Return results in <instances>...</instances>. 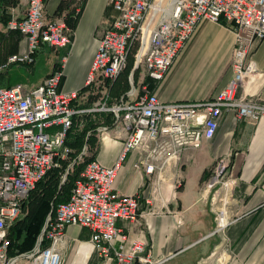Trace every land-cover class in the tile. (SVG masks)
Masks as SVG:
<instances>
[{
    "label": "built area",
    "instance_id": "obj_1",
    "mask_svg": "<svg viewBox=\"0 0 264 264\" xmlns=\"http://www.w3.org/2000/svg\"><path fill=\"white\" fill-rule=\"evenodd\" d=\"M46 1L28 0L25 15L12 16L7 22L8 30L18 32L26 43L25 50L11 56L8 65L32 66L44 48L66 52L72 46L74 27L63 17L48 18ZM158 3L109 0L114 16L101 38L84 89L61 90L64 62L34 88L23 84L0 87V264H62L60 246L71 226L91 230L94 251L106 263L163 264L164 260H153L147 241L131 237L129 230L118 226L122 222L136 229L153 213L142 210V195L114 192L127 154L139 151L146 173L157 172L161 181L165 170L177 165L184 152L198 150L214 138L225 112L235 113L239 121L256 122L264 117V103L240 92L257 73L252 55L264 39V0H179L170 15V4L159 11ZM203 21L227 27L235 36L232 80L216 98L162 102L149 91L146 80L159 84L165 79ZM131 58L132 87L114 97L112 85ZM88 122L100 123L94 133L97 145L110 130L124 138L120 158L112 168L95 160L96 148L88 142L76 158H70L69 134L83 131ZM91 135L88 132L87 140ZM86 160L69 200L58 205L53 220H47L33 250L12 255L13 227L27 215L37 184L51 169L68 161L64 183L74 166ZM229 167L223 160L215 165L206 182L207 192L217 195L222 190L227 195L233 191L237 180L228 174ZM218 199L225 204L223 197ZM215 221L219 230L227 226L225 208L216 211ZM137 235L144 237V230Z\"/></svg>",
    "mask_w": 264,
    "mask_h": 264
},
{
    "label": "crops",
    "instance_id": "obj_2",
    "mask_svg": "<svg viewBox=\"0 0 264 264\" xmlns=\"http://www.w3.org/2000/svg\"><path fill=\"white\" fill-rule=\"evenodd\" d=\"M27 7L28 0H0V87L23 84L34 88L64 62L61 90L84 89L101 38L114 16L109 0L46 1L47 17H63L74 25V38L66 52L44 48L36 56L34 65L28 67L36 72L40 57L46 58L48 66L32 86L20 75L27 65H8L9 58L24 51L26 43L18 32L8 30L7 22L12 16L22 18ZM234 45L230 29L203 21L165 79L159 84L148 81L149 91L165 103L216 98L234 76ZM252 60L257 73L245 81L240 92L264 103V39L255 48ZM179 65L193 73L181 76ZM127 91L114 89L112 94L119 97ZM123 143L124 138L117 137L115 130L105 133L95 149V160L112 168L120 158ZM76 157L70 154L71 159ZM220 160L230 165L228 174L237 180L227 195H222V190L217 195L205 190ZM140 162L139 151L129 152L113 189L121 195H142V210L153 211L136 229L118 222L131 237L148 242L153 260H164L163 264H264V117L256 122L239 121L235 113L225 112L214 138L198 150L184 152L177 165L165 170L161 181L157 172L147 174ZM206 170L209 175L202 181ZM219 208H225L228 222L221 230L215 221ZM140 230H144V237L137 235ZM91 237L86 227H69L60 246L62 264H110L94 251Z\"/></svg>",
    "mask_w": 264,
    "mask_h": 264
},
{
    "label": "trees",
    "instance_id": "obj_3",
    "mask_svg": "<svg viewBox=\"0 0 264 264\" xmlns=\"http://www.w3.org/2000/svg\"><path fill=\"white\" fill-rule=\"evenodd\" d=\"M70 25L74 27V25ZM129 66L130 68L126 69L128 71L127 79L134 67L132 58L129 61L128 67ZM137 74L138 73L136 72L135 76H137ZM127 79L122 80L120 76L114 81L112 91L114 89L122 90L124 92L128 90L129 82ZM146 83H148V80H146ZM99 125V122H88L83 131H76L69 134L66 146L70 150L71 155L74 157L79 155L86 142H88L89 145H95L96 135L94 133ZM88 132H92L93 135L89 136L87 140ZM87 161L88 160H86L85 163L75 165L73 172L69 173L67 180L64 183H62V176L69 163L62 161L58 167L49 171L47 177L43 181L37 184L36 189L30 195L27 215L22 220L18 221L13 227L11 233L13 241V248L11 250L12 255L33 250L47 220L49 218L53 220L58 205L69 200L74 183L79 178ZM208 175L209 170H206L202 176V181H204Z\"/></svg>",
    "mask_w": 264,
    "mask_h": 264
},
{
    "label": "rangeland",
    "instance_id": "obj_4",
    "mask_svg": "<svg viewBox=\"0 0 264 264\" xmlns=\"http://www.w3.org/2000/svg\"><path fill=\"white\" fill-rule=\"evenodd\" d=\"M175 1H177V0H162L163 8H165L167 4L171 5ZM47 66H48V61L46 60V58L40 57V61H39L38 66L36 68V72L34 71L33 68H30V67L26 66L25 69H22L20 75L22 76V78H23V80L25 82H27L30 86H32L34 83L38 82L39 78L44 74L45 70L47 69ZM179 67H178L179 68V73L181 74V76L189 77L191 75V73H193L191 71L184 70V66L183 65H179ZM129 68H130V66L127 69H129ZM132 72H133V69H132L131 73L129 74L128 79H127V75H128V71L127 70L121 75V79L122 80H126V79L128 80L129 89H131V87H132V85L130 83V79H129L130 75L132 74ZM208 77H210V75H206L205 76V78H208ZM136 78H137V76H135V79H134L135 81H137ZM129 89H128V91H129ZM95 137L97 138V136H95ZM97 139H96V143H95L94 146L90 145L92 149L96 148ZM212 170H214V167H213Z\"/></svg>",
    "mask_w": 264,
    "mask_h": 264
},
{
    "label": "bare ground",
    "instance_id": "obj_5",
    "mask_svg": "<svg viewBox=\"0 0 264 264\" xmlns=\"http://www.w3.org/2000/svg\"><path fill=\"white\" fill-rule=\"evenodd\" d=\"M179 0H177V1H175V2H173L171 5H170V7L171 8H169V11H168V15H170L171 14V11H172V7L174 6V4L175 3H177ZM158 10L159 11H161L162 9H166V8H163V5H162V0H158ZM159 11H157V9H156V13H155V15L157 14V12H159ZM168 17V16H167Z\"/></svg>",
    "mask_w": 264,
    "mask_h": 264
}]
</instances>
